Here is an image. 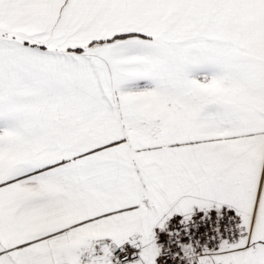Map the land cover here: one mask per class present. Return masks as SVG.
Wrapping results in <instances>:
<instances>
[{"label": "snow or ice", "instance_id": "6c2138e0", "mask_svg": "<svg viewBox=\"0 0 264 264\" xmlns=\"http://www.w3.org/2000/svg\"><path fill=\"white\" fill-rule=\"evenodd\" d=\"M0 264H264V0H0Z\"/></svg>", "mask_w": 264, "mask_h": 264}]
</instances>
